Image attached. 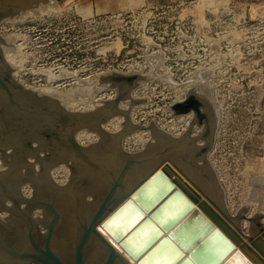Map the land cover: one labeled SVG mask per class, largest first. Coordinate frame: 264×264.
<instances>
[{
	"label": "water",
	"instance_id": "1",
	"mask_svg": "<svg viewBox=\"0 0 264 264\" xmlns=\"http://www.w3.org/2000/svg\"><path fill=\"white\" fill-rule=\"evenodd\" d=\"M43 2L0 0V17ZM123 76L112 71L104 79L119 84ZM135 84L130 78L124 91L93 110H70L19 82L0 50V264H127L96 237L98 223L115 208L102 224L137 264L180 258L177 264H219L230 250L221 264H264V226L257 221L259 233L243 239L239 217L224 208L211 164L199 165L209 147H198L199 137H192L194 143L173 137L166 147L132 160L122 154L123 136L141 127H133L131 112L119 106ZM202 101L213 107L209 98ZM181 106L192 107V100ZM173 166L206 200L200 202ZM149 184H157L151 194ZM128 207L132 216L111 229ZM144 223L156 235L169 231L140 255L143 248H130L128 240Z\"/></svg>",
	"mask_w": 264,
	"mask_h": 264
},
{
	"label": "rangeland",
	"instance_id": "2",
	"mask_svg": "<svg viewBox=\"0 0 264 264\" xmlns=\"http://www.w3.org/2000/svg\"><path fill=\"white\" fill-rule=\"evenodd\" d=\"M58 4L60 8L23 21L0 23L3 38L17 35L12 59L19 70L14 76L37 91L66 94L68 100L61 102L76 111L96 108L87 98L98 106L114 99L134 78L136 84L125 98L132 103L127 108L121 101L119 106L131 112L133 127H141L123 136L122 152L143 153L152 140L151 124L175 138L186 132L198 136V147L209 146L199 165L211 164L224 208L252 236L251 224L258 226L253 217L264 222V206L256 197L264 190V0ZM112 71L129 75L116 84L104 79ZM75 91L78 97L72 96ZM204 92L213 107L201 100H206ZM189 100L192 107L182 108ZM188 118L193 126L187 125ZM253 187L259 190L255 193Z\"/></svg>",
	"mask_w": 264,
	"mask_h": 264
},
{
	"label": "bare ground",
	"instance_id": "3",
	"mask_svg": "<svg viewBox=\"0 0 264 264\" xmlns=\"http://www.w3.org/2000/svg\"><path fill=\"white\" fill-rule=\"evenodd\" d=\"M65 5V4H64ZM52 8H55V9H57V8H60L59 7V4H58V0H45V2H43L40 6H38V7H35V8H31V9H27V10H24V11H20V12H17V13H13V14H10V15H6V16H3V17H0V23H2V22H4V21H10V22H17V21H23V20H25V19H27L29 16H32V15H39V14H43V13H45V12H50V10L52 9ZM7 25V24H6ZM10 35V34H9ZM9 35H7L5 38H3V36L0 34V50L2 51V53H3V57H4V59L6 60V62H7V64H8V66L11 68V70H12V72H13V74L14 73H16L18 70H19V65L18 64H15L14 62H13V59H12V57H13V55H14V52H15V50H17L16 48L17 47H15L14 48V42L16 41V34H12L11 36H9ZM205 70V69H204ZM206 71V70H205ZM141 72V71H140ZM204 72V71H203ZM202 73V72H201ZM207 73L208 72H206V75H203L204 76V79H205V76H207ZM210 73V72H209ZM131 74H132V72H131ZM129 75V74H128ZM128 75H126V76H128ZM135 75V74H134ZM133 76V75H132ZM201 76H202V74H201ZM137 78V77H136ZM203 78V77H202ZM101 79V78H100ZM144 79V78H143ZM146 79V78H145ZM206 80V79H205ZM144 81V80H143ZM20 82V81H19ZM99 82H101V80L99 81ZM142 82V81H141ZM197 82V81H196ZM196 82H195V84H196ZM204 82H206V81H204ZM199 83V82H198ZM201 83H202V81L200 82V84H199V86L201 85ZM80 86L81 85H84L85 83H83V84H80V83H78ZM77 84V85H78ZM100 84V83H99ZM106 84V83H105ZM113 84V83H112ZM122 84V83H121ZM120 84V85H121ZM139 84H140V81H139ZM77 85H75V87H73V89L75 88L76 89V87H77ZM120 85H118V86H120ZM124 85V84H123ZM103 86V85H102ZM105 86V85H104ZM109 86V85H108ZM197 86V85H196ZM202 86V85H201ZM200 86V87H201ZM205 87L206 86H208L207 84L206 85H204ZM27 87H31V86H27ZM97 87H98V85H97ZM96 87V88H97ZM192 87H193V85H192ZM104 88V87H103ZM107 88V87H106ZM208 88V87H207ZM74 89V90H75ZM94 89V88H93ZM99 89H101V87L99 88ZM98 89V90H99ZM118 89V88H117ZM116 89V90H117ZM211 89V88H210ZM74 90H73V92H74ZM192 90H193V88H192ZM207 90V89H206ZM39 92H43V93H46V94H50V95H52V96H55V97H57V98H59V100H61V101H67L68 100V98H67V95L66 94H63V93H59V92H57V91H54V90H52V89H49V88H40L39 90H38ZM71 91H72V89H71ZM77 91V90H76ZM75 91V94L73 93V95L72 96H75L76 95V92ZM97 91V90H96ZM122 92V91H121ZM193 92V91H192ZM200 92H202V91H200ZM190 93V91H188V92H186L185 93V95L184 96H187L188 97V94ZM210 93H212V91L210 92ZM78 94V93H77ZM80 94V93H79ZM198 94H200V93H198ZM202 94H204V96L205 97H208V95H206V92H204V93H202ZM131 95V94H130ZM196 95V94H195ZM210 95H212V94H210ZM77 96V95H76ZM78 97V96H77ZM80 97V96H79ZM88 97H90V96H88ZM186 97V98H187ZM190 97V96H189ZM210 97H212V96H210ZM74 98V97H73ZM91 98V97H90ZM76 99V98H75ZM193 99V98H192ZM130 100H131V98H130ZM136 100V99H135ZM196 100V99H195ZM202 100V99H201ZM211 100H212V98H211ZM86 102H92V104H94V106L96 107V108H98V107H100V106H98V104L96 103V102H94V100L93 99H91V100H89L88 98H87V100H85ZM124 103H126L127 104V108H128V106H129V103L131 102H129V100H126L125 98L122 100ZM132 101H134V100H132ZM142 101H144V99L142 100ZM142 101H140V102H142ZM193 101V100H192ZM197 101V100H196ZM71 102V101H70ZM198 102V101H197ZM211 102V101H210ZM132 103V102H131ZM135 103H136V101H135ZM212 103V102H211ZM213 104H215V102H214V100H213ZM136 105V104H135ZM217 105V104H216ZM131 106V105H130ZM196 106V105H195ZM214 106V105H213ZM175 108H177V107H175ZM180 109V108H179ZM203 109V108H202ZM217 114V113H216ZM196 115H199V114H196ZM219 116V115H218ZM195 118V117H194ZM216 119V118H215ZM219 119V118H218ZM195 120H197V119H195ZM217 120V119H216ZM200 121V120H199ZM206 121V120H205ZM218 122V121H217ZM216 122V123H217ZM205 123V122H204ZM203 123V124H204ZM133 124H136V123H133ZM198 124V123H197ZM139 125V124H138ZM187 125L189 126H193L194 125V121H193V118H188V120H187ZM196 125V124H195ZM196 127V126H195ZM138 128V127H137ZM149 128H150V135L152 136V140H150V141H148L147 143H146V146H145V149H144V151H143V153L141 152V154H130L129 152H126V153H124L125 151L122 149V151H124V152H122V154H130V160H132V159H135V158H137V157H140V156H143V155H145V154H148V153H151V152H153V151H156V150H159V149H161V148H164V147H166L171 141H174L173 140V136L171 135V134H167L166 132H163L162 130H160V129H158L157 128V126H155L154 124H151V126H149ZM191 128V127H190ZM136 129V128H135ZM204 129V128H203ZM208 129V128H207ZM204 132H205V130H204ZM189 134V133H188ZM191 135V134H190ZM190 135H186V137H184V138H181L180 140H178V141H183L185 138H188L190 141H192V136H190ZM200 135V134H199ZM198 137V136H197ZM202 138V137H201ZM207 138V137H206ZM199 139V138H198ZM214 139V138H213ZM201 140V139H200ZM203 140V141H202ZM202 144H204L205 143V137L204 138H202ZM214 143V142H213ZM212 143V144H213ZM208 145H209V143H208ZM214 145V144H213ZM200 146V145H199ZM202 146V145H201ZM213 147V146H212ZM214 148V147H213ZM209 153V152H208ZM201 159H202V157H201ZM205 161V160H204ZM204 164H205V162H204ZM163 167L164 166H161L159 169H163ZM176 170H177V172L179 173V174H181L182 176H183V178L185 179V180H187V181H189L175 166H173ZM263 172H264V169H263ZM153 173V172H152ZM152 173H150V175L152 174ZM261 175V174H260ZM259 175V173H258V177L260 176ZM262 177V176H261ZM251 178V177H250ZM253 178V177H252ZM256 178V177H255ZM264 178V177H263ZM264 181V180H263ZM190 182V181H189ZM256 182H257V180H256ZM191 183V182H190ZM262 183L263 182H261L260 184L262 185ZM258 184V183H257ZM191 185L199 192V194L201 195V197H200V202H202L203 200H206V199H203V190H201V189H197L192 183H191ZM221 185H219L218 183H217V188H218V191H219V194H220V197L224 200V193H223V190H222V188L220 187ZM256 187H257V185H255ZM254 186V187H255ZM259 186V185H258ZM263 186V185H262ZM156 187H157V184H149L148 185V189H146V192H147V194H151V193H153L155 190H156ZM177 187V186H176ZM253 187V188H254ZM255 190H254V192L256 191V189L257 188H254ZM262 189H264L263 187H262ZM257 190H259V189H257ZM260 190H261V187H260ZM260 192V196L258 195L259 193H258V191H257V195H256V197H259V200H261V202H262V206H264V190L263 191H259ZM253 193V192H252ZM256 193V192H255ZM254 193V194H255ZM255 197V196H254ZM253 197V198H254ZM256 199V198H255ZM207 202H209V204H211L226 220H227V218L209 201V200H207ZM196 206H198L199 205V203L198 202H196V204H195ZM246 206V205H245ZM248 206V205H247ZM246 206V208L244 209V211H246L247 210V208H249V207H247ZM241 208H243V207H241ZM116 209V208H115ZM114 209V210H115ZM113 210V211H114ZM132 209L130 208V207H128V210H127V212L126 213H124L123 215H120L118 218H116V220L113 222V224L112 223H110V225L112 224V226H110L111 227V229H114V230H116L119 226H120V223L123 221V220H126V218H128V217H130V216H132V211H131ZM113 211H111L109 214H107L99 223H98V225H97V233H96V237L99 239V240H101L107 247H109V248H111V249H113L127 264H137V258H132V256L127 252V250L119 243V241L117 240V239H115L113 236H112V234L104 227V225L102 224V221H104ZM240 211H243L242 209L240 210ZM149 213H150V210L149 211H147V213H146V215H149ZM264 215V214H263ZM260 216H262L261 214H260ZM259 216V217H260ZM137 217L135 216L134 217V219H136ZM254 219H255V221H256V224H257V221H261V220H258V216L256 217V216H254L253 217ZM140 219V218H139ZM180 219H182V218H180ZM157 221V220H156ZM239 221H240V219H239ZM139 222H141V219L140 220H138V222H137V224L139 223ZM136 224V225H137ZM152 225H153V222L151 223ZM151 224H148V223H144L141 227H140V229L135 233V234H133V236H132V238H130V240H128L129 242H128V245L130 246V248H132V249H134V250H140L139 248L140 247H142L143 248V251L141 252V250L139 251L141 254L140 255H142V254H145L146 253V251L149 249V248H151L155 243H157V241L163 236V235H167L168 234V231L167 230H163L162 231V233L161 234H159V235H156L157 234V230H155V228H154V226H152ZM155 224V223H154ZM157 224L160 226V223H158V221H157ZM261 225H262V227L264 226V222L263 221H261ZM233 228H235L236 230H238L235 226H233V225H231ZM161 228H163L162 226H160ZM260 229H261V226H253V224H251V226H250V232L251 233H253V235L254 234H256V233H259V231H260ZM129 230H127L126 232H125V234L124 235H127L129 232H128ZM246 234V233H245ZM247 236H242L243 237V239L245 240V241H247V242H250V240H251V235H249V234H246ZM145 244H147V246L144 248L143 246L145 245ZM225 253V255H223L221 258H223L222 260H221V262L219 263V264H221L224 260H225V258H227L228 256H229V253L231 254L232 253V251L230 250L229 252L228 251H226V252H224ZM186 255H188V252H186L185 253V256ZM181 259V258H180ZM180 259L179 260H177L174 264H177L178 263V261H180Z\"/></svg>",
	"mask_w": 264,
	"mask_h": 264
}]
</instances>
